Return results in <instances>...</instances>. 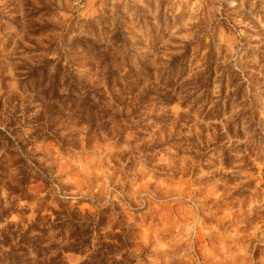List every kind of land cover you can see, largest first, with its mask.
Wrapping results in <instances>:
<instances>
[{
  "label": "rangeland",
  "instance_id": "obj_1",
  "mask_svg": "<svg viewBox=\"0 0 264 264\" xmlns=\"http://www.w3.org/2000/svg\"><path fill=\"white\" fill-rule=\"evenodd\" d=\"M46 60L98 88L107 64L131 68L145 103L113 111L89 146L77 120L75 148L31 139L46 103L20 82ZM5 136L0 236L16 233L19 264H92L97 233L83 254L64 249L101 210L104 243L131 231L125 264H264V0H0Z\"/></svg>",
  "mask_w": 264,
  "mask_h": 264
},
{
  "label": "trees",
  "instance_id": "obj_2",
  "mask_svg": "<svg viewBox=\"0 0 264 264\" xmlns=\"http://www.w3.org/2000/svg\"><path fill=\"white\" fill-rule=\"evenodd\" d=\"M121 68L122 66L120 65L114 66L112 64L104 66L102 68L104 69V87L98 88L80 79L74 70L63 66L60 62L46 60L35 67H30L25 80L21 81L20 85L24 86V91L35 94V102L46 103V106L38 113L35 120L36 127H34L29 138L55 142L62 148H75L78 145L76 143L78 133L67 132L70 126L69 123H72L74 120H77L75 123L76 127L82 125L88 126L84 134L87 146L94 140L100 141L102 135L107 138L110 137L112 132H110L109 124L106 121L110 119L112 112L117 109L125 111V109L133 107H136L135 112H137L142 109L146 99V97L136 98V94L140 92L142 82L138 79L139 77L134 73V70L129 68L127 73L122 74L119 71ZM210 74L211 77L212 72ZM210 77L207 79L208 82L211 80ZM124 97L132 98L125 100L123 104H119V100ZM136 99L137 102H134ZM59 125L61 128H59ZM65 132L67 134L63 136L62 134ZM3 140L8 141L9 145L15 143L10 136H5L4 138H0V146ZM19 145H16V147H19ZM225 159H227V156H225ZM15 183V186L8 185L9 191L21 194L29 186L30 178L22 176L15 179ZM7 211L0 207V219H4L3 217L6 216ZM104 213H106L104 210H101L94 216H89L85 213L86 221L80 223L73 222V234L80 227L85 228V231L84 234L76 236V243L69 246L70 250L68 247L64 250L66 252L85 253L88 249L86 248L88 247V240L91 239L94 233H97L99 241L95 245L97 250L93 252L94 254L91 253L88 256L93 261L92 264H125L130 254L124 249L126 247L130 248L127 241H130L129 232L131 231L126 226L121 225L120 233L115 235L116 244L104 243V240L109 239L107 236L101 234V229L104 228L106 223V216H102ZM57 224L59 225L57 226L59 229L63 228L62 224ZM14 237H17L14 232L8 233V235L4 231L1 232L0 254H2L1 252L4 248H8L9 250L2 254L0 264H19L18 260L24 257L26 253L25 248H15L11 245ZM85 237L88 240L80 242ZM19 243L24 244L25 241L21 240ZM50 247H54V245ZM50 247H39L38 249H34V251L38 255L40 252H45L46 254L50 250ZM114 255L119 256L120 259L113 258ZM59 263L58 257H56L52 263L48 264ZM81 264L90 263L84 262Z\"/></svg>",
  "mask_w": 264,
  "mask_h": 264
}]
</instances>
